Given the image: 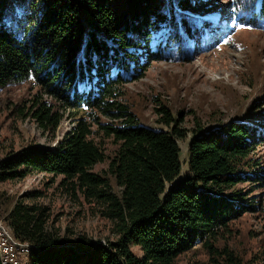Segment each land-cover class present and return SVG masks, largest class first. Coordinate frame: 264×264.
Segmentation results:
<instances>
[{
    "label": "trees",
    "instance_id": "16d2710c",
    "mask_svg": "<svg viewBox=\"0 0 264 264\" xmlns=\"http://www.w3.org/2000/svg\"><path fill=\"white\" fill-rule=\"evenodd\" d=\"M203 2L0 0V88H36L27 116L44 133L73 121L53 146L30 145L0 159V182L34 172L60 177L68 192L97 206L115 236L106 244L64 242L46 226L45 207L18 200L4 221L27 244L29 264H175L198 244L210 264H254L216 243L233 220L257 208L252 190L238 185L264 183L254 156L264 122L198 127L188 142V174L177 180L186 130L160 102L165 128L142 124L123 91L152 61L189 60L196 39L217 21L264 32V0H228L225 13ZM105 139L114 146L110 157ZM106 160V170H94Z\"/></svg>",
    "mask_w": 264,
    "mask_h": 264
},
{
    "label": "rangeland",
    "instance_id": "374dc122",
    "mask_svg": "<svg viewBox=\"0 0 264 264\" xmlns=\"http://www.w3.org/2000/svg\"><path fill=\"white\" fill-rule=\"evenodd\" d=\"M203 3L222 6L221 13H225L228 0ZM215 23L209 27L208 36L196 39L189 60L152 61L140 78L123 87L126 102L142 124L165 128L156 112L160 102L186 130V137L178 140L181 172L177 180L188 174V142L195 129L231 120L264 122V32ZM35 92L31 83H11L0 88V159L30 145L53 146L71 127L73 121L66 117L54 135L42 132L27 116ZM79 117H84L83 112L76 118ZM103 147L110 157L114 148L111 140L105 139ZM254 156L264 168V143L257 146ZM107 165L108 160L96 164L94 170H106ZM238 186L252 190L249 197L257 208L233 220L216 244L229 246L246 261L264 264V183ZM18 200L45 207L46 226L64 242L84 237L88 242L106 244L115 239L111 222L99 214L97 206L84 201L78 193L68 192L60 184V177L34 172L23 179L0 182L3 227L8 228L4 217ZM133 250L141 254L138 248ZM28 255L20 256V264H29ZM175 264H210L209 255L198 244L181 254Z\"/></svg>",
    "mask_w": 264,
    "mask_h": 264
},
{
    "label": "bare ground",
    "instance_id": "6f19581e",
    "mask_svg": "<svg viewBox=\"0 0 264 264\" xmlns=\"http://www.w3.org/2000/svg\"><path fill=\"white\" fill-rule=\"evenodd\" d=\"M8 228L0 225V262L1 264H10V258H7V255H9L8 245L24 246L26 248L21 249V256L29 254V248L27 244L17 242L13 238L10 228L9 229ZM5 238L7 241H5ZM27 263H28V260H27ZM23 264H26V263H23Z\"/></svg>",
    "mask_w": 264,
    "mask_h": 264
},
{
    "label": "built area",
    "instance_id": "2783aa9c",
    "mask_svg": "<svg viewBox=\"0 0 264 264\" xmlns=\"http://www.w3.org/2000/svg\"><path fill=\"white\" fill-rule=\"evenodd\" d=\"M5 241H7L6 238ZM8 247L9 255H7V258H10V264H20L21 249L26 247L16 245H8Z\"/></svg>",
    "mask_w": 264,
    "mask_h": 264
}]
</instances>
